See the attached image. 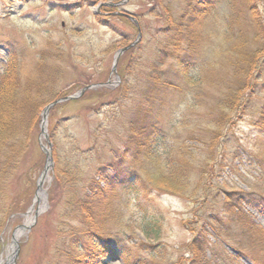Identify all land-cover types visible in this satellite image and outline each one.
Segmentation results:
<instances>
[{
	"label": "rangeland",
	"instance_id": "374dc122",
	"mask_svg": "<svg viewBox=\"0 0 264 264\" xmlns=\"http://www.w3.org/2000/svg\"><path fill=\"white\" fill-rule=\"evenodd\" d=\"M195 1L0 0V72L6 68V58L12 52H18L23 77L35 71L42 57L52 55L50 60L56 58L58 64L49 62L44 79L58 88L49 99L77 93L82 86L92 85L81 96L50 109L48 137L41 134L39 127L38 143L32 145L21 164L25 171L36 160L41 163L35 174L34 195L27 209L13 216L0 233V264H65L69 234L80 225L68 205L93 193L104 195L93 209L88 208L96 220L105 221L107 217V226L117 230L121 237L155 245L145 257L146 264H181V257L190 254L187 244L193 239L182 223L194 217L196 204L180 195H155V191L149 192L146 200L131 186L145 180L151 185L159 167L169 171L171 161L190 158L195 167L194 183L214 181L213 191L222 200L229 192L249 189L247 181L258 171L248 155L241 152L233 155L235 144L230 142L220 145L216 152L223 158L226 151L227 161L210 177L208 169L213 155L204 142L206 131L199 138L191 133L193 127L200 126L201 131L207 128V106L214 91L213 88L210 91L208 82L200 88L191 85L189 92L179 95L180 104H176V95L170 93L172 99L164 107L163 115L174 118L160 123L159 135L151 141L154 151L136 154L145 148L127 147L131 122L142 115L140 103L154 75L158 74L160 81L171 77L173 83L182 82L171 70L177 63L171 55L176 48L173 38L178 29H184L186 23L182 24L181 17ZM227 4H230L229 14H233V5L244 8L246 2L221 0L218 7L221 15L224 13L222 18L228 13ZM255 4L264 15V0H255ZM247 15L243 19L237 17L240 28L235 27L233 35L239 38L241 48L263 56L264 37L253 17ZM208 25L210 37L207 34L203 41L197 35L202 39L199 45V48L203 46L202 61L220 75L230 57L224 50L227 20L220 24L214 19ZM139 32L137 44L131 45ZM193 64L195 67L196 63ZM191 73L196 77L192 83H196L201 73L196 74V70ZM196 94L201 95L200 99ZM184 115L188 122L183 126L179 121ZM42 117L41 113L40 122ZM255 117L256 114H251L240 118L238 135L251 132ZM40 143L50 149L53 162L39 189V179L48 160ZM93 181L100 184L98 192L89 187ZM246 210L257 224L264 226V210L250 205ZM207 233L215 239L216 231L212 227ZM229 249L233 264H250ZM99 264L125 262L109 255Z\"/></svg>",
	"mask_w": 264,
	"mask_h": 264
},
{
	"label": "trees",
	"instance_id": "16d2710c",
	"mask_svg": "<svg viewBox=\"0 0 264 264\" xmlns=\"http://www.w3.org/2000/svg\"><path fill=\"white\" fill-rule=\"evenodd\" d=\"M220 1L196 0L181 17L182 24L186 25L184 29H178L173 38L176 48L171 55L177 63L173 64L176 68L171 70L176 72V76H180L182 82L173 83L169 75L171 71L168 73L170 78L162 81L158 74L154 75L140 103L142 115H137L131 122V137L127 147L145 148L136 154L154 151L151 141L159 135L160 123L164 124L165 120L174 118V115H163L164 107L172 99L171 94L176 95V104H180V96L184 91L189 92L191 85L200 88L208 82L210 91L212 88L214 90L213 98H210L207 106V115L211 117L207 116V128L201 131L200 126L193 127L191 133L199 138L206 131L204 142L210 149L209 154L213 155L208 169L209 176L213 177L212 173H216L219 167H224L228 154L225 151L222 158L216 149L229 142L235 144L232 154L241 152L248 155L258 174L247 181L248 190L229 192L222 200L213 191L216 187L214 181L211 180L208 184L204 181L200 185L194 183L192 169L195 167L188 158L189 162L171 161L169 171L157 167L156 178L151 180V185L145 180L131 187L142 193L146 200L150 197L149 192L155 191V195H180L196 204L194 217L185 219L182 223L191 232L193 239L187 244L190 254L181 257V264H233L229 248L237 253V257H245L251 264H264V226L257 224L246 210L248 205L264 210V55L241 48L239 38L233 35L234 28H240L236 23L237 17L243 19L247 13V16L253 17L259 33L264 37V15L258 11L255 0H241L246 2L244 8L235 4L233 14H229L231 3L227 4L225 7L228 13L222 18L224 13L221 15L218 7ZM214 19L220 24L227 20L224 50L230 57L220 75L213 67L203 64V46L199 48L202 39L197 37L201 35L205 41L207 34L209 37L212 35L208 22L211 24ZM178 40L179 45L176 44ZM185 53L188 57H185ZM50 56L42 57L35 71L26 78L19 69L18 52H12L6 58V68L0 73V233L13 216L27 209L34 195L35 174L41 163L36 160L25 171L21 164L32 145L38 143L41 113L53 100L49 98L53 97L55 88H58L54 82L44 79L49 62L57 63L56 58L50 60ZM193 63H196L195 67ZM194 68L196 74L201 73L196 83H192L196 78L191 73L195 72ZM196 96L198 99L201 97L200 94ZM251 114H256L251 132L238 135V121L242 120L240 118L243 115ZM179 122L184 126L188 122L186 115ZM217 164L219 166L216 167ZM147 173L150 176L151 172ZM200 176L201 179L204 178L202 174ZM93 182L89 187L94 189L93 192H98L100 184ZM20 183L23 185L18 188ZM99 197L93 193V196H85V200L78 199L77 203H73L71 199L68 207L77 215L80 225H76L69 234L65 264H99L109 255L122 259L125 264H146L145 257L152 253L155 245L132 242L121 237L117 230L113 231L111 226H107L105 216V221L96 220L88 208L93 209V205L100 200ZM212 197H218L219 200L211 199ZM100 198L102 200L104 195ZM209 227L216 231L214 240L208 237Z\"/></svg>",
	"mask_w": 264,
	"mask_h": 264
},
{
	"label": "water",
	"instance_id": "95a60500",
	"mask_svg": "<svg viewBox=\"0 0 264 264\" xmlns=\"http://www.w3.org/2000/svg\"><path fill=\"white\" fill-rule=\"evenodd\" d=\"M118 3H124V2H119ZM118 3H116V5H118ZM141 35V33H140ZM126 49V47L122 48L119 50L118 52V55H120L124 50ZM92 86V85H91ZM90 85L84 87L81 89L80 92H77V93H73V94H70V95H66V96H63V97H60V98H57L53 101H51L43 110V117H42V120H41V134H44L45 137H48V134H47V130H46V125H47V120H48V115L50 113V109H52V107H54L56 104L58 103H61V102H64V101H67V100H70V99H75L79 96H81V94L87 90L89 87H91ZM42 147L43 149L46 151V153L48 154V160H47V164H46V167L45 169L43 170L41 176H40V179H39V183H38V188L40 189L41 188V185L43 183V180L46 176V173L47 171L49 170V167L52 165V162H53V157H52V152L50 151L49 148H47L44 144H42Z\"/></svg>",
	"mask_w": 264,
	"mask_h": 264
},
{
	"label": "bare ground",
	"instance_id": "6f19581e",
	"mask_svg": "<svg viewBox=\"0 0 264 264\" xmlns=\"http://www.w3.org/2000/svg\"><path fill=\"white\" fill-rule=\"evenodd\" d=\"M168 194H170V193H168ZM17 234L19 235V232ZM15 238H16V236H15Z\"/></svg>",
	"mask_w": 264,
	"mask_h": 264
}]
</instances>
